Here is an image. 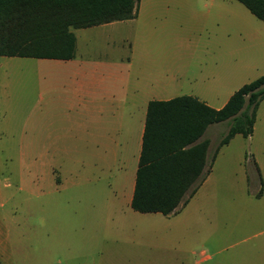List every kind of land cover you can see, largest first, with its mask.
<instances>
[{"label":"rangeland","instance_id":"obj_1","mask_svg":"<svg viewBox=\"0 0 264 264\" xmlns=\"http://www.w3.org/2000/svg\"><path fill=\"white\" fill-rule=\"evenodd\" d=\"M143 4L147 15L154 6L164 8L161 15H168L166 28L175 38L178 33L184 36L179 57L186 74L198 73L201 62L214 53L218 46L209 39L215 36L223 39V48L230 49L229 38L237 43L231 46L233 50L246 43L253 47L250 57L259 68L249 76H240L238 82L249 83L264 74V63H260L264 59V21L239 1L143 0ZM207 6L223 7L220 23L189 15L194 8L206 10ZM166 7H170L168 13ZM227 17L249 23L252 39L243 42L247 36L232 29ZM134 24L126 21L118 28L73 31L80 46H88L89 53L97 57L118 53L108 45L110 38L125 37L126 53H130ZM161 43L158 49L163 55L179 52L173 39L169 45ZM65 62L0 56V261L264 264V99L253 138L238 135L220 147L214 160L229 123L213 125L215 131L208 135L210 172L196 194L192 198L187 195L190 199L180 205L179 210L184 207L177 215L155 214L158 224L152 225L150 219L141 217L147 214L127 208L118 196L107 202V186L116 180L120 163L111 157L109 141L102 137L87 140L86 112L66 104L73 88ZM185 87H190L189 81ZM116 143L120 144L116 147L119 156L127 158L131 168L136 142ZM107 203V229L102 228L100 239L92 242L94 247L101 246L104 254L90 256L82 248L87 247V237L93 236L95 222ZM115 214L127 216L134 234L110 229L117 225ZM76 246L79 252L74 251ZM107 248L111 251L106 252Z\"/></svg>","mask_w":264,"mask_h":264},{"label":"crops","instance_id":"obj_2","mask_svg":"<svg viewBox=\"0 0 264 264\" xmlns=\"http://www.w3.org/2000/svg\"><path fill=\"white\" fill-rule=\"evenodd\" d=\"M163 9L164 8L154 6L152 7L151 15H147L145 13L143 0H140L137 8V15L133 19L116 20L87 28H72V31L73 29L102 30L118 28V25L126 21H134L135 30L133 42L129 43L132 46V51L130 53H126L125 45L128 42L125 37L120 39L110 38L108 45L118 50V53H104L97 57H93L92 53L88 51V46H80L78 38L73 31L76 36L75 56L72 59H52L66 61L64 63V68L68 70L70 77H72L71 81L73 88L69 102L66 104L71 108L80 110L79 112H86L87 119L85 129L87 132V140L99 141L103 138L109 141L110 143L107 149L110 151L111 157H114L117 163H120L119 172L115 178L116 180L107 186V193L109 195L108 198L106 194L107 202L109 203L110 200H113V196H118V198L126 204L127 208L129 206L132 207L131 203L135 190L136 175L139 166L149 102L151 100H167L181 95H191L197 97L212 108L220 109L240 87L246 84L245 81L241 83L238 82L239 77L249 76L259 68L258 62H256L253 57H250V54L254 53V50L249 43L233 50V47L236 46L237 43L234 38H229L230 49L226 47L223 48V39L215 36L213 39H209V43L218 46L214 48V53L207 56L201 62L198 73L193 75L186 74L183 70V63L180 62L181 57H179L182 44L185 43L186 40L183 38L184 36L179 33L175 38L174 32L166 28L168 15H161L164 13L162 11ZM165 9H167L166 13H168L170 7H166ZM194 9L195 11H189V15L192 14L194 17L201 16L208 20V22H213L215 24L220 23L223 19L222 6L215 9L212 7L208 8L207 6L206 10L202 8ZM226 19L230 21V27L236 29L238 34L241 33L243 36H247L244 37L246 39L243 38V42L247 39H252L253 35H249L251 34L249 23H242L232 17L230 19L227 17ZM172 39L175 43L179 44H176L179 52L169 55H163L159 52V44L162 42L161 45H169V40ZM231 46L233 47L231 48ZM120 49H123L124 52H120ZM260 63H264V59L261 60ZM186 81H189L190 87L188 88L185 87ZM224 93H226V96L223 98ZM137 107L138 113L136 111ZM259 107L254 124V131L257 118L259 117ZM127 108L129 109L128 116L126 113ZM214 124L218 123L209 125L204 134V138H209V132L215 131L212 129L215 127L213 126ZM254 131L245 138H253ZM238 135L243 136L242 134H236L232 139L236 138ZM231 140L227 144H229ZM120 141L136 142V151L133 156L134 165L131 168L127 167V158L119 156L116 149L117 145H120L116 142ZM194 194H196V192ZM108 203L103 207V212L95 222V232L93 236L91 238L87 237V247L82 248L86 249V252L90 256L104 254L103 250L100 249L101 246L94 247L95 244L92 245V242L100 239L103 234L102 228L107 229L106 222L108 219L106 216L108 215L106 212ZM181 209L170 215H164L160 212H139L135 209L133 210L137 213L147 214L141 217L150 219L152 225H157L155 214H162L166 217H170L177 215ZM113 217L117 219V225L111 226L110 229L122 235H127L129 230H131L130 234H134V228L131 226L129 220H126V215L115 214ZM140 225H142V223H140ZM144 225L145 223L143 222V226L140 230L144 229ZM79 250L80 248L78 246L74 247V251L79 252ZM109 251H111V248H107L106 252ZM1 260L5 262L2 256ZM0 264L3 263L0 261ZM40 264L53 263L44 262L42 260ZM71 264H73V262ZM75 264L112 263L93 261L89 263L77 262Z\"/></svg>","mask_w":264,"mask_h":264},{"label":"trees","instance_id":"obj_3","mask_svg":"<svg viewBox=\"0 0 264 264\" xmlns=\"http://www.w3.org/2000/svg\"><path fill=\"white\" fill-rule=\"evenodd\" d=\"M264 20V0H238ZM140 0H0V56L72 59L76 36L72 28H87L133 19ZM264 99V74L240 87L220 109L191 95L151 100L147 107L133 209L139 212H178L202 184L213 123L228 121L218 150L236 134L254 131Z\"/></svg>","mask_w":264,"mask_h":264}]
</instances>
